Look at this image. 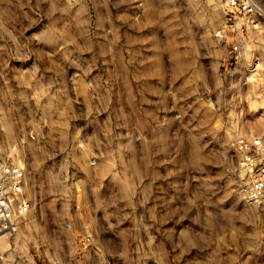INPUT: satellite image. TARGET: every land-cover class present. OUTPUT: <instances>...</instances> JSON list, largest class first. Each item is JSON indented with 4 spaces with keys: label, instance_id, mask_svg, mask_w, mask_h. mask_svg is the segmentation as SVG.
Returning <instances> with one entry per match:
<instances>
[{
    "label": "rangeland",
    "instance_id": "374dc122",
    "mask_svg": "<svg viewBox=\"0 0 264 264\" xmlns=\"http://www.w3.org/2000/svg\"><path fill=\"white\" fill-rule=\"evenodd\" d=\"M224 3L0 0V139L32 200L0 264H264L234 150L264 94L226 73Z\"/></svg>",
    "mask_w": 264,
    "mask_h": 264
},
{
    "label": "built area",
    "instance_id": "2783aa9c",
    "mask_svg": "<svg viewBox=\"0 0 264 264\" xmlns=\"http://www.w3.org/2000/svg\"><path fill=\"white\" fill-rule=\"evenodd\" d=\"M223 7L225 22L215 36L230 43L226 73L233 77L238 94L244 90L264 94V4L262 0H225ZM262 101H253L257 112L264 109ZM234 150L240 196L248 205L264 210V129H245L237 136ZM27 184L24 159L0 139V237L14 236L20 221L31 213Z\"/></svg>",
    "mask_w": 264,
    "mask_h": 264
},
{
    "label": "crops",
    "instance_id": "0c3cea01",
    "mask_svg": "<svg viewBox=\"0 0 264 264\" xmlns=\"http://www.w3.org/2000/svg\"><path fill=\"white\" fill-rule=\"evenodd\" d=\"M0 239H2V237H0Z\"/></svg>",
    "mask_w": 264,
    "mask_h": 264
}]
</instances>
